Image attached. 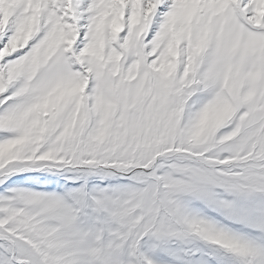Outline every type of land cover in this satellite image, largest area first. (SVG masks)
I'll return each mask as SVG.
<instances>
[{"label":"snow or ice","instance_id":"snow-or-ice-1","mask_svg":"<svg viewBox=\"0 0 264 264\" xmlns=\"http://www.w3.org/2000/svg\"><path fill=\"white\" fill-rule=\"evenodd\" d=\"M0 264H264V0H0Z\"/></svg>","mask_w":264,"mask_h":264}]
</instances>
